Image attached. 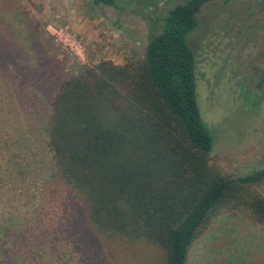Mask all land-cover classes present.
I'll return each instance as SVG.
<instances>
[{"label": "rangeland", "instance_id": "1", "mask_svg": "<svg viewBox=\"0 0 264 264\" xmlns=\"http://www.w3.org/2000/svg\"><path fill=\"white\" fill-rule=\"evenodd\" d=\"M178 1L123 0L120 11L91 0H0V264H163L150 241L89 235L82 195L57 180L45 126L62 79L111 60L106 50L115 64L142 58L148 21L134 10L162 16ZM198 16L187 41L209 162L237 177L264 166V0H212ZM249 190L264 197V180ZM185 264H264V220L222 207Z\"/></svg>", "mask_w": 264, "mask_h": 264}, {"label": "trees", "instance_id": "2", "mask_svg": "<svg viewBox=\"0 0 264 264\" xmlns=\"http://www.w3.org/2000/svg\"><path fill=\"white\" fill-rule=\"evenodd\" d=\"M91 1L120 11L130 2ZM210 1H178L162 16L134 10L148 21L142 58L85 65L49 102L45 137L55 175L82 195L89 235L150 241L164 250L163 264H185L222 207L243 205L264 220V197L249 190L264 180V166L229 177L209 162L213 139L196 101L187 35Z\"/></svg>", "mask_w": 264, "mask_h": 264}, {"label": "crops", "instance_id": "3", "mask_svg": "<svg viewBox=\"0 0 264 264\" xmlns=\"http://www.w3.org/2000/svg\"><path fill=\"white\" fill-rule=\"evenodd\" d=\"M107 51V53H108V56L107 57H109L108 59H111V60H113V58L116 56V53H114V51L111 49V50H106ZM104 52H105V50H104ZM99 52H97L96 54H98ZM103 56V55H102ZM104 59V58H103Z\"/></svg>", "mask_w": 264, "mask_h": 264}]
</instances>
